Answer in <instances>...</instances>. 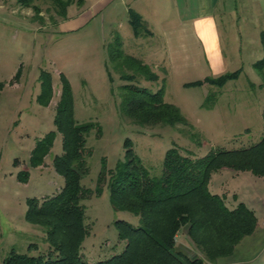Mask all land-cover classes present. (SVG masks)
<instances>
[{
  "label": "rangeland",
  "instance_id": "obj_1",
  "mask_svg": "<svg viewBox=\"0 0 264 264\" xmlns=\"http://www.w3.org/2000/svg\"><path fill=\"white\" fill-rule=\"evenodd\" d=\"M4 1L0 6V264L12 249L37 255L48 247L42 227L26 221L25 212L28 198L51 197L64 183L52 164L53 157L62 153V135L53 121L60 74L71 86L75 121L94 123L101 131L96 136L92 129L85 137L90 152L84 157L80 182L93 191L103 165L107 179L122 160L126 138L148 175L159 177L165 152L171 147L201 157L217 149L246 148L264 135V68L258 72L254 66L264 57L262 39L258 37L264 27L260 21L247 19L248 14L231 13L224 18V14H216L225 69L237 71V77L222 87H186L185 82L211 76L202 49L199 51V45L192 42V31L188 29L163 30L152 22L150 27L141 26L139 35L134 36L127 21L126 0H115L100 10L92 5L93 0L72 3L64 19L51 0L34 1L39 7L36 16L32 7L20 6L16 0ZM86 8L90 16L81 29L63 30V22L71 23ZM190 15L182 12L181 19ZM163 33H173L171 44L181 57L171 70ZM118 50L121 55L115 58ZM128 56L146 64L155 78L148 79L143 71L127 65ZM13 81L18 84L13 86ZM48 87L52 95L45 105L40 95ZM135 88L150 92L162 89L164 100L179 107L185 122L141 124L128 116L123 107L127 92ZM207 94L212 97L206 102ZM51 131L53 135L46 139ZM49 142L41 164L32 163L34 148ZM229 170L213 173L210 189L225 195L228 201L236 194L237 199L254 207L261 221L263 177L252 175L250 182L244 174L251 173L232 178ZM81 203L88 230L80 248L82 258L94 263L119 253L123 248L114 221L122 219L136 225L138 217L113 210L106 183L99 195L92 193ZM176 244L177 250L191 259L206 260L186 235L185 226L178 232ZM226 257L206 260L205 264H216Z\"/></svg>",
  "mask_w": 264,
  "mask_h": 264
},
{
  "label": "trees",
  "instance_id": "obj_2",
  "mask_svg": "<svg viewBox=\"0 0 264 264\" xmlns=\"http://www.w3.org/2000/svg\"><path fill=\"white\" fill-rule=\"evenodd\" d=\"M35 0H16L23 7H32L35 16L39 7ZM55 11L64 19L67 7L82 0H51ZM37 19H40L37 17ZM128 19L135 36L143 22L138 13L128 10ZM144 27V26H143ZM264 48V38L262 39ZM119 45V43H117ZM118 50L114 57H120ZM127 65L143 71L148 79L155 78L146 64L128 56ZM262 72L264 57L254 63ZM41 77L45 72H41ZM238 72H226L216 77L185 83L186 87L210 84L222 87L237 77ZM124 77V76H123ZM60 94L53 116L54 125L62 135V153L52 160L55 171L63 177L61 190L51 197L26 200L25 219L41 226L47 250L37 255L20 253L12 249L3 264H205L214 262L233 252L235 245L256 226V217L244 204L228 209L220 196L208 189L211 174L223 167L235 171H248L264 178V135L257 143L242 149L210 151L195 157L190 152L182 153L176 147L166 150L163 172L159 177H150L142 167L132 148L130 139L124 140V153L114 169L105 177L103 165L93 190L81 185L85 171L84 157L90 152L85 146L86 135L92 129L101 135L98 125L91 122L78 123L73 118L72 92L69 81L60 74ZM3 83H0V90ZM50 87V84L48 83ZM48 87V88H49ZM129 89V88H127ZM41 92L42 103L47 105L52 89ZM212 95L207 94L206 102ZM124 112L141 124L185 122L178 106L163 98V90L150 92L145 89H130L124 104ZM264 120V110H263ZM53 132L46 136L50 138ZM51 140V139H50ZM51 142V141H50ZM35 147L32 163L41 164L49 146ZM106 183L109 201L114 211H128L138 217V224L117 219L114 226L123 249L107 259L94 263L85 261L80 252L81 244L88 233L84 224L85 207L81 200L92 193L99 195ZM193 245L205 259H191L177 250L176 236L182 227Z\"/></svg>",
  "mask_w": 264,
  "mask_h": 264
},
{
  "label": "crops",
  "instance_id": "obj_3",
  "mask_svg": "<svg viewBox=\"0 0 264 264\" xmlns=\"http://www.w3.org/2000/svg\"><path fill=\"white\" fill-rule=\"evenodd\" d=\"M115 0H93L92 5L96 10H100L105 4H110ZM117 1V0H116ZM115 1V2H116ZM127 1V3H126ZM127 12L129 9L134 10L142 19L143 26L157 24L156 27L163 30H179L180 28L188 29L192 31L193 43L199 45V51L202 49V54L206 66L211 72V77H216L220 74L226 73V58L223 54L221 47V38L219 33L218 17L217 13L226 14L231 13H245L248 14L250 20L263 23L264 27V0H126ZM4 0H0V6L4 3ZM81 12V16H77L71 23L63 22V30L76 31L81 29L87 22V16H90V12L87 8ZM191 13L185 19H181V14ZM87 15L84 17V15ZM249 14H252V16ZM256 14L254 17L253 15ZM66 21V20H63ZM129 23V19L127 18ZM130 24V23H129ZM152 24V25H153ZM152 27V26H151ZM132 28V27H131ZM134 34V33H133ZM173 33H163L165 37V44L168 46V64L169 70L174 68V62L181 57L178 53V49L174 47ZM167 35V36H166ZM135 36V35H134ZM168 37V38H167ZM259 39L264 38V30L258 33ZM263 45V42H261ZM190 51V49H189ZM187 52V51H186ZM264 53V48L262 49ZM207 77V76H205ZM193 82V81H190ZM188 83V82H185ZM184 83V84H185ZM17 81H13L12 85H17ZM202 84L199 87H204ZM50 102V101H49ZM263 115V114H262ZM226 169L223 167L213 173ZM230 169V168H227ZM230 176L232 178L239 176V173H247L248 171H235L230 169ZM212 173V174H213ZM250 173V172H248ZM212 174L208 182V189L211 193L220 196L224 205L228 209H234L239 203L244 204L249 210L254 213L256 217V226L254 231L244 236L234 247L233 252L225 258L216 262V264H264V215L258 219L254 207L248 206L244 201L237 199L236 194L232 196L231 201L227 200L225 195H221L218 191H212L210 185L212 184ZM250 182L253 181V174H244ZM255 176V175H254ZM257 177V176H256ZM262 179V178H261ZM264 184V178L261 180ZM138 224V223H137ZM136 224V225H137ZM122 248L124 246L123 242Z\"/></svg>",
  "mask_w": 264,
  "mask_h": 264
},
{
  "label": "built area",
  "instance_id": "obj_4",
  "mask_svg": "<svg viewBox=\"0 0 264 264\" xmlns=\"http://www.w3.org/2000/svg\"><path fill=\"white\" fill-rule=\"evenodd\" d=\"M263 225H264V222H263Z\"/></svg>",
  "mask_w": 264,
  "mask_h": 264
}]
</instances>
